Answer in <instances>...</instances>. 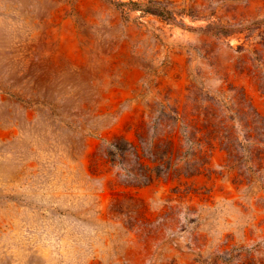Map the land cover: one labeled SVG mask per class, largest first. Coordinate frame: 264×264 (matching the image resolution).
<instances>
[{
	"label": "rangeland",
	"instance_id": "obj_1",
	"mask_svg": "<svg viewBox=\"0 0 264 264\" xmlns=\"http://www.w3.org/2000/svg\"><path fill=\"white\" fill-rule=\"evenodd\" d=\"M0 264H264V0H0Z\"/></svg>",
	"mask_w": 264,
	"mask_h": 264
}]
</instances>
